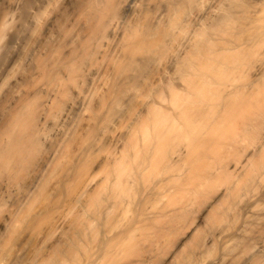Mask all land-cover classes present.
I'll list each match as a JSON object with an SVG mask.
<instances>
[{
  "label": "bare ground",
  "instance_id": "6f19581e",
  "mask_svg": "<svg viewBox=\"0 0 264 264\" xmlns=\"http://www.w3.org/2000/svg\"><path fill=\"white\" fill-rule=\"evenodd\" d=\"M0 264H264V0H0Z\"/></svg>",
  "mask_w": 264,
  "mask_h": 264
}]
</instances>
